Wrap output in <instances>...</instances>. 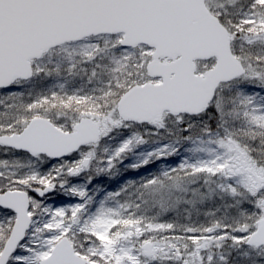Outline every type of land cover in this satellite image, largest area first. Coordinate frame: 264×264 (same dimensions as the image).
<instances>
[{"label":"snow or ice","instance_id":"snow-or-ice-1","mask_svg":"<svg viewBox=\"0 0 264 264\" xmlns=\"http://www.w3.org/2000/svg\"><path fill=\"white\" fill-rule=\"evenodd\" d=\"M0 264H264V0H0Z\"/></svg>","mask_w":264,"mask_h":264}]
</instances>
